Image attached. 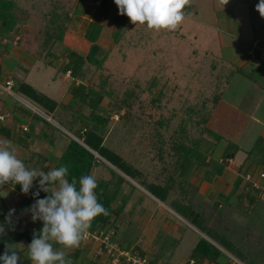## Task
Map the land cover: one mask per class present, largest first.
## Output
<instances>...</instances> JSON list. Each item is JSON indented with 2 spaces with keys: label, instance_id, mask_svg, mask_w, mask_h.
<instances>
[{
  "label": "rangeland",
  "instance_id": "1",
  "mask_svg": "<svg viewBox=\"0 0 264 264\" xmlns=\"http://www.w3.org/2000/svg\"><path fill=\"white\" fill-rule=\"evenodd\" d=\"M5 1L17 5L14 13L19 21L18 29L1 43L6 52L0 57L4 71L0 91L8 97L35 110L27 99L28 102L21 100L22 96L13 92L15 79L30 84L59 104L64 102L68 92L72 99L74 88L83 83L84 87L103 90L104 101L98 114L109 119L104 133L105 146L140 169L149 182H155L162 175L163 164L157 154L159 146L164 145L165 153H169L172 138L182 136L180 127L186 133L187 145L201 141L186 179L177 180L176 191L162 204L140 188L137 192L141 195L136 196L133 186L136 181L124 176L132 186H122L114 208L122 206L128 193L134 194L114 226L116 239L125 249L137 245L151 261L160 253L162 257L157 264H188L201 238L210 242L209 237L216 239L217 235H223L232 242L243 237L248 240L247 244H257L256 237H261L264 245V179H260L264 173V87L240 75V71L251 74L256 70L258 77L264 76V17L256 8L238 0H229L223 7L219 0H190L183 9L184 20L174 31L148 29L146 24L134 25L128 19L117 41L113 17L119 9L114 0H109L106 8L100 5L102 0ZM53 13L63 17L61 23L68 32L65 43L56 45L51 56L42 61L38 58L42 32L50 24ZM91 22L103 27L98 44L106 60L100 68L83 66L87 80L75 79L71 74V79L63 81L67 63L84 60L88 52L90 43L85 33ZM8 83L12 85L10 90ZM220 92L222 98L212 110L210 102ZM80 100L78 109L88 116L90 110ZM204 101L206 110L191 117L189 109L199 111ZM73 111L66 113V117ZM208 112L211 116L206 129L211 135L197 123ZM50 117L55 121L57 117L63 118L59 113ZM5 118L4 125L12 123L13 117ZM14 146L19 150L17 157L26 164L30 149ZM234 146L240 151L234 160H227ZM99 160L101 164L92 175L97 181L110 178L108 181L113 188L117 179L111 171L118 175L121 172ZM162 160L169 170L173 169L171 157L164 156ZM220 164L225 169L217 176L214 169L221 167ZM32 166L28 168L33 169ZM40 168L41 164L37 169ZM248 175L253 176L252 188L245 181ZM239 177L244 186L235 192ZM38 179L34 181L37 187ZM181 191L185 197L180 195ZM0 192L2 200H13L12 208L19 207L18 203L23 201L15 214V231L6 228V235L20 230L26 233L27 238L19 243L25 247L20 255L22 264H31L26 247L31 243L33 231L39 232L43 222L33 223L31 215H22L21 210L34 203V199L28 200L19 184H6ZM247 192L257 199L252 208L256 215L252 217L243 211L241 204L237 206L233 202L234 194ZM178 201L180 203H176ZM187 208L199 215L198 225H205L206 235L180 217ZM254 226L256 237L250 232ZM2 239L3 236L0 242ZM60 247L54 244V248ZM65 251L68 259L76 251L81 253L76 264H110L97 244L82 241L78 248ZM250 257L251 262L262 264L258 258Z\"/></svg>",
  "mask_w": 264,
  "mask_h": 264
},
{
  "label": "trees",
  "instance_id": "2",
  "mask_svg": "<svg viewBox=\"0 0 264 264\" xmlns=\"http://www.w3.org/2000/svg\"><path fill=\"white\" fill-rule=\"evenodd\" d=\"M238 1L252 8H256V5L259 3V0ZM100 5L103 8L109 7V0H102ZM17 8V5L13 1L0 0V57H3L6 52L5 49L1 47V43L3 40L7 39L10 34L14 33V31L18 29L17 27L19 21H16L15 15L17 13H14ZM14 16L15 22L13 20ZM62 18L63 17L61 15L53 13L51 15L50 24H47L46 27H44V32H42L43 42L42 45H40V49L38 51V58L42 61L47 60V58L51 56V52L56 47V45L65 43L68 29L66 28V25L63 26L61 23ZM128 19L129 18L126 15H120L119 10L113 17L114 26L117 28V31L115 32V38L117 41V36L120 34L125 22ZM262 29H264V26ZM102 30L103 27L97 22H91L87 25L85 38L90 43L88 52L84 56V60H72V62L67 63L65 69L66 73L70 72V74H72L73 78L75 79L85 80L86 69H83V66L86 67L93 65L97 68L102 67L106 60V57L102 56L103 48L98 44L99 38L102 35ZM255 32H257V29H255ZM68 53L71 55V51ZM256 58L258 60L260 59L259 52H257ZM3 73L4 71L0 66V82L2 81ZM240 75L252 81L253 84H262L264 87V76L258 77L256 75V70H253L251 74L246 73V71H240ZM83 84L74 88V100L72 103L66 106L62 105L61 103L59 104L49 96L43 94L24 81H18L15 79V84L12 87V90L15 94L22 96L31 104L46 112L48 116L59 113L60 117L63 118L59 119V117H57V122L80 142L79 143L65 135L68 143L61 154L58 163L54 166V168H57L61 165H67L69 168L67 177L69 181L75 177L78 182L81 176L89 174L92 175L94 168L101 164L100 160L96 157V155H98L104 161L108 162L111 166L120 171L124 176L136 181L157 200L164 203L172 195V193L176 191L178 186L177 180L181 179V181H183L186 179L187 174L193 166V161L199 152L201 141L194 142L193 146L187 145V142L185 141L186 133L180 127L179 133H182V136L179 135L172 138L170 141L171 143L169 147V153H165L164 145L161 144L159 146L157 154L159 161L163 164L161 171L162 175L157 177L155 182H149L147 176L140 169L136 168L125 158L116 154L113 150L105 146L104 133L109 125V119L98 114L101 112V105L104 101L103 90L97 91L96 88L84 87ZM222 95V92L214 95L210 102L213 105L212 110L216 109L222 98ZM79 100L83 101L89 108L90 114L88 116L80 113L77 103ZM0 104H3L2 100H0ZM206 108L207 104L204 101L202 103V108L199 109V111L190 108L189 111L191 113L189 115L191 117L194 115L197 116L201 110H206ZM73 109L74 111L70 113L68 117H66V113L71 112ZM211 112L206 113L207 118L203 116V118H200L197 122L198 125H201L205 128V132H207L209 135H211V131L206 129V125L210 120ZM34 118L43 121L39 117ZM3 123L0 122V135L10 139L11 129L3 125ZM48 125L54 129L53 126L50 124ZM239 151L240 149L237 146H234L233 149H231L227 154L226 159L234 160L236 153ZM164 156L171 157L173 167L172 170H169L166 167L168 165H166L164 160H162ZM43 161L45 162V159ZM220 166L221 167L214 169L216 170L215 175L217 176H221L225 169L222 164H220ZM48 171H50L49 168L45 169V172ZM111 175L117 179V182L113 188H111V181L99 180L97 181L98 187L95 189L98 201L108 210L109 215H100L96 217L92 222L91 228L88 230L89 232H94L97 229H105L106 227L115 228V223L117 220H119V218L122 217L126 208L128 198L124 200V203H122V206L120 205V207L114 208V204L117 202V198L122 186L124 184H131H129L124 177L118 175L114 171H111ZM179 183L181 184V182ZM242 183L243 179L240 177L237 178L235 182V190H238ZM1 188L2 187H0V189ZM36 188L37 186L34 185L32 191H35ZM78 188L79 183H77V189ZM47 195H49V193L41 191L39 198H44ZM180 195L185 197V193L183 191L180 192ZM182 199L183 198H181V200ZM176 203L180 202L178 201ZM7 213V209H4L2 212H0V224L5 223V216ZM179 215L186 222L200 231V233L206 235L205 225L202 223L198 225L200 217L196 212L187 208V210L183 212L184 216L181 214ZM12 220L13 224L17 225V219L15 215L13 216ZM5 227L8 228L9 226L5 225ZM1 237L2 236H0V238ZM25 238H27V235L22 230H20V232L17 234L4 235L2 242H0V255H2L5 250V243L18 245ZM209 238L211 240L210 242L203 238L198 241L193 250V255L188 260V264H203L205 261L209 262L210 264H233L232 259L220 249L224 250L227 254L235 258L241 264H258L251 262L249 258L241 254L238 247L234 244H230V242H228L224 236L217 235L216 239L211 237ZM122 247L125 249L123 245ZM125 250H131L133 252L137 251L141 257H146V253L143 252L137 245ZM80 254L81 253L79 251H76L72 257H70L72 264H76V262L79 260ZM159 254L160 253L156 254L157 257L154 260H149V264H157L161 259L160 257H162Z\"/></svg>",
  "mask_w": 264,
  "mask_h": 264
},
{
  "label": "clouds",
  "instance_id": "3",
  "mask_svg": "<svg viewBox=\"0 0 264 264\" xmlns=\"http://www.w3.org/2000/svg\"><path fill=\"white\" fill-rule=\"evenodd\" d=\"M120 15H126L134 25L147 26L148 29L174 31L184 20L183 9L190 0H114ZM220 5L229 0H219ZM256 10L264 17V0H259ZM69 168L61 165L47 173L38 169H29L19 159L11 142L0 141V187L6 184H19L22 194H29L38 179V187L31 191L34 203L22 209V214H30L33 223L42 221L43 227L33 231L32 240L27 245V257L31 264H72L65 250L78 248L92 226L93 220L108 216L109 212L98 201L95 189L97 179L93 175H83L69 181ZM77 183L79 188L77 189ZM49 193L44 198L40 192ZM16 209H9L5 223L0 224V236L8 230L15 231L13 216ZM55 245L61 246L59 249ZM24 245L5 243L0 255V264H22L21 250Z\"/></svg>",
  "mask_w": 264,
  "mask_h": 264
},
{
  "label": "crops",
  "instance_id": "4",
  "mask_svg": "<svg viewBox=\"0 0 264 264\" xmlns=\"http://www.w3.org/2000/svg\"><path fill=\"white\" fill-rule=\"evenodd\" d=\"M69 78L71 79V74H70V72H67L64 76L63 81L68 80ZM79 85L80 84H78L77 86H79ZM20 98H21V100L23 99L24 101H27L23 97H20ZM70 98L71 97H70V94L68 92L66 94V97L64 98L65 99L64 102H61V104L65 105V106L69 105L74 100V97H72V99H70ZM0 100L3 101V104L2 105L0 104V117H10V118L13 117L12 123L9 122L10 123L9 125H5L11 129V138L7 139L6 137L0 135V141H4V140L10 141L13 149L15 147L14 145H19V146H21V148H24L26 150L30 149V159L25 160L26 161L25 165L27 167H30V165H33L32 166L33 169H37V167H40V164H41L42 165V168H40L41 171L45 172V169H48V168L50 170L53 169L54 166L58 163L59 158H60L61 154L63 153V151H64V149L68 143L67 139L65 138V135L72 138V139L75 137L73 135H71L70 133H68L66 131V129L64 127H62L52 117L48 116L46 114V112H44L40 108H37L36 106L32 105L28 101L27 102L29 103V105L34 107L35 110H31L24 103H22L20 101H16L15 99H12L11 97H8L7 93H5L2 90L0 91ZM55 115L56 114H54L52 116L55 117ZM34 117H39L45 122L38 120ZM5 123H6V121L3 123V125ZM48 124L53 126L54 129L52 127H50ZM55 124H57L58 126H56ZM59 127L62 128L63 132L61 131V129ZM24 129H27V132H25ZM21 136H24V138ZM75 140H77V139L75 138ZM77 142H79V141L77 140ZM14 150H15V153L19 152V150H16V149H14ZM44 159H45V162L43 161ZM95 170H97V167L94 168L93 171H95ZM45 173H47V172H45ZM120 174L122 175V177H124V175L122 173H120ZM109 179L110 178L104 179V180L108 181ZM136 183H134V185H133L136 188V190H134V193L136 192V194H137L136 196L141 195V193L137 192V188H140V190L142 189L147 195H149L155 201L162 204L161 201L157 200L154 196H152L149 192H147L143 187H141L138 183L137 184ZM124 185H127V184H124ZM242 185H243V183H242ZM242 185L239 187L238 190H235V187H234V191L235 192L239 191L241 189ZM250 187H251V185H250ZM0 194H1V192H0ZM133 194H132V196H133ZM132 196H131V192L128 193L127 198L129 200L127 203H129ZM233 196H234L233 198L235 199V201H233L234 204H236L237 206L241 204L240 206L243 209V211L245 213L249 214L250 217L256 215L255 211L252 212V210H253L252 208H253L254 204L257 202V199L254 195H250V194L244 195V194L240 193V195L236 196V194H234ZM0 197H1V195H0ZM242 201H244V202L246 201V203H243ZM21 204H23V201L18 203V206L19 205L21 206ZM32 204L30 203V205H32ZM13 205H14L13 200H12V202H10L9 200L6 201L4 199L0 200V208L2 210L7 209L9 211V209H12V207H10V206H13ZM19 207H17V208L14 207V209H16V212L19 210L18 209ZM20 216H21V214H20ZM124 220H127L125 215H124ZM250 225L253 226L254 224L251 223ZM250 232L252 234H254V236L256 237L257 229L255 226L252 229L250 228ZM239 239L241 242L235 240V241L230 242V244H234L235 246L238 245L237 247H238L240 253L243 254L245 257L250 259L251 258L250 256L252 255V257L258 258L259 260L262 261V264H264V245L262 244L263 239H261V237L259 239L256 237L255 241L257 242V244L256 243L255 244H252V243L247 244L246 242L248 240L246 241V239L243 237H241ZM220 250L232 259L233 264H241L235 258H233L229 254H227L224 250H222V249H220ZM203 264H210V263L205 261Z\"/></svg>",
  "mask_w": 264,
  "mask_h": 264
},
{
  "label": "built area",
  "instance_id": "5",
  "mask_svg": "<svg viewBox=\"0 0 264 264\" xmlns=\"http://www.w3.org/2000/svg\"><path fill=\"white\" fill-rule=\"evenodd\" d=\"M11 83H8V90L11 89ZM5 117H0V122H5ZM27 132V129H24ZM253 176L248 175L245 181L252 183ZM260 179H264V173L260 175ZM256 187V186H255ZM26 198L33 200L31 193L26 195ZM33 202H35L33 200ZM117 231L113 227H106L105 229H97L94 232H87L84 242L99 245L105 253V256L110 260V264H149L146 257H141L137 251L123 249L120 242L117 241Z\"/></svg>",
  "mask_w": 264,
  "mask_h": 264
},
{
  "label": "water",
  "instance_id": "6",
  "mask_svg": "<svg viewBox=\"0 0 264 264\" xmlns=\"http://www.w3.org/2000/svg\"><path fill=\"white\" fill-rule=\"evenodd\" d=\"M74 140H75V138H73ZM75 141H77V140H75ZM96 157L97 158H99V159H101L102 161H104L102 158H100L98 155H96ZM105 163H107L106 161H104ZM107 164H109V163H107ZM110 165V164H109ZM111 166V165H110Z\"/></svg>",
  "mask_w": 264,
  "mask_h": 264
}]
</instances>
